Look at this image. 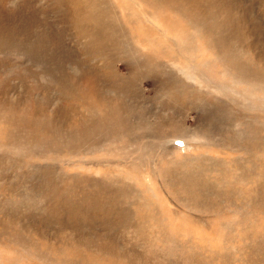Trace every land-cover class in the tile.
<instances>
[{
	"label": "rangeland",
	"instance_id": "374dc122",
	"mask_svg": "<svg viewBox=\"0 0 264 264\" xmlns=\"http://www.w3.org/2000/svg\"><path fill=\"white\" fill-rule=\"evenodd\" d=\"M175 1L199 25L171 0H0V264H264L263 167L211 173L215 208L161 178L245 155L222 147L232 124L264 138V0ZM118 106L121 127L98 119Z\"/></svg>",
	"mask_w": 264,
	"mask_h": 264
},
{
	"label": "bare ground",
	"instance_id": "6f19581e",
	"mask_svg": "<svg viewBox=\"0 0 264 264\" xmlns=\"http://www.w3.org/2000/svg\"><path fill=\"white\" fill-rule=\"evenodd\" d=\"M172 2H174L176 4V10L177 12H180L182 13L183 16L187 17L189 20H194L196 23H194L195 25L198 24L201 22L200 20H197L191 16L190 12L189 11V7H185L183 4L181 3H177L175 0H171ZM95 4V2H94ZM170 5V4H169ZM187 8V9H185ZM100 10V9H99ZM98 10V11H99ZM101 11V10H100ZM191 11V10H190ZM193 15V14H192ZM182 17V16H181ZM196 17V16H195ZM112 19V18H111ZM188 21V20H187ZM203 21V20H202ZM189 22V21H188ZM153 25H155L157 27V25L153 22H151ZM192 24V23H191ZM111 25V24H110ZM193 25V24H192ZM201 28L200 30L198 31V33L202 34L203 32H205V29L201 23ZM158 28V27H157ZM156 28V29H157ZM195 29V28H194ZM199 29V27H198ZM161 30V29H160ZM163 31V30H161ZM204 34V33H203ZM177 38V37H176ZM175 43L177 46L180 47L179 43H181L180 41H177L176 39L174 40ZM213 47V46H212ZM216 47V46H215ZM138 49V47H137ZM151 49V48H150ZM141 56V55H139ZM115 59V58H114ZM116 60V59H115ZM143 60V59H142ZM150 61V59H149ZM152 62V61H151ZM155 63V62H154ZM174 64V63H173ZM172 64V65H173ZM148 65H151V64H148ZM154 64H152L153 66ZM167 65V64H166ZM176 64L173 65V67L175 66ZM156 66V64H155ZM165 66V65H164ZM171 66H169V69H170ZM172 67V68H173ZM177 67V65H176ZM171 68V70H172ZM227 69V67H226ZM176 70V69H175ZM179 72H182L184 75L185 72L184 70L181 69L178 70ZM177 71V72H178ZM163 72V71H162ZM165 72V70H164ZM176 72V73H177ZM230 72V71H229ZM236 73V72H235ZM170 75H173V74H170ZM245 74L242 73L241 77L243 76L244 78H249L251 80L250 77H246L244 76ZM252 76V75H251ZM245 79V80H246ZM170 80V78H169ZM165 82V81H164ZM259 84V83H258ZM262 87H264V84H260ZM182 86V85H181ZM251 86V85H250ZM253 87V86H252ZM260 88V86H259ZM262 89V88H261ZM178 91V90H177ZM264 91V90H263ZM167 93V92H166ZM199 97V96H198ZM200 98V97H199ZM206 100V99H204ZM201 102V100H200ZM204 102V101H203ZM122 110L125 111V107H115L113 109V112L112 114L110 115V112L105 115L104 114V111L102 110H99V108L97 109V114L99 116L98 119H102V120H105V121H109L110 124H116V126L120 125L121 121H124L125 118L126 120L129 121L128 117L122 115L121 118H118V114L119 112ZM231 111V110H230ZM126 112V111H125ZM230 114V113H229ZM231 115V114H230ZM97 116V117H98ZM97 119V120H98ZM97 120H95L94 122V125H92V127L95 126ZM117 120V121H116ZM91 121L93 122V115H92V119ZM114 121H116L117 123H113ZM127 122V121H126ZM40 124H42V122H40ZM43 125V124H42ZM127 124H125V127H126ZM232 125H236V128L234 129V133H235V136L230 134V142H227V140L225 139L224 141V138L227 136L225 133H223V148L224 150H228V151H232V152H238L239 153V150L242 148V146H245L247 147L246 149V153L245 155H243L242 157H239L237 158V156L235 157L234 159V162L233 163H230V164H226L224 161H223V158H219V157H213V156H210V155H206L204 154L202 156L201 159H197V158H193L191 160V163H190V158L189 156H186L184 159H173L171 162V165L170 167H168L166 169V172L164 174V176L161 175V178H167L168 177V181H167V184L170 183L171 187L175 190L176 192V197L179 199L182 198V199H185L187 201H190V200H195L196 203L198 204H202V199H203V202L204 203H207L206 201H209V203H207V206L206 207H217V206H220L221 202H224L225 200L229 199L228 195L226 194L227 192L224 193L223 191V179H227L228 178V169L236 162L238 163H241V164H246L248 162H251L255 165H257V167L261 166L264 168V162H259L258 159L257 161H254L253 160V154L252 152H255V151H258V153H263L264 154V146H255L256 144H258L261 140H264V138L259 137L257 136L256 134H252L249 138L250 141H246L244 140L240 133H239V130L237 129V124H232ZM140 126V125H139ZM138 126V128H140ZM182 126V125H181ZM181 126H178V129L180 130H184V131H187L188 128H186L184 125L181 127ZM46 127V126H45ZM118 127H121V126H118ZM122 127H124L122 125ZM12 128V127H11ZM130 128V127H128ZM263 128V127H262ZM227 129V128H226ZM264 129V128H263ZM13 130V129H12ZM67 130V129H65ZM182 130V131H183ZM241 130V129H240ZM140 131V130H139ZM226 131V130H225ZM224 131V132H225ZM243 131V129H242ZM245 131V130H244ZM154 132L158 133L156 129H154ZM228 133H230L231 131H227ZM158 136V134H156ZM195 133H198V132H195ZM243 133V132H242ZM247 133V132H246ZM150 134V133H149ZM188 134V133H187ZM245 134V132H244ZM182 135V134H181ZM248 135V133H247ZM246 135V136H247ZM30 136V134H29ZM45 135H41L40 138L42 139H47L46 136L43 137ZM174 136V135H173ZM195 136V135H194ZM243 136V134H242ZM245 136V135H244ZM249 136V135H248ZM165 137H168V136H165ZM176 137V136H175ZM151 138V137H150ZM159 138V137H158ZM200 138V137H199ZM198 136L196 137H183V138H179L178 140H176L177 138H174L173 139H164V141L166 143L168 142H174V145H177L178 143L180 144L179 146H181L182 148H185L187 146H189L190 144V141L192 140H196L198 143H200V140H199ZM105 139V138H104ZM107 139V138H106ZM109 139V138H108ZM155 139V138H153ZM160 139V138H159ZM31 140V139H30ZM30 140H28V144H30ZM133 140V138H132ZM137 140V139H136ZM5 141V140H4ZM3 141V142H4ZM34 143H36L38 141V139H33ZM40 141V140H39ZM204 142V144H208V145H212L213 143L212 142H215V141H211L210 139L208 140H201ZM0 143H1V140H0ZM149 143V142H148ZM196 143V144H198ZM227 143V144H226ZM229 144V145H228ZM78 145H81V144H77ZM173 145V146H174ZM250 145H253V147H250ZM7 146V145H6ZM75 146V144L73 145ZM167 146V145H166ZM178 146V145H177ZM194 146V145H193ZM11 147V146H10ZM21 147V146H20ZM43 147V146H42ZM69 148L71 149H74V147H71V146H68ZM80 147V146H79ZM78 148V147H77ZM171 148V147H170ZM43 149V148H42ZM89 148H83V150H88ZM160 150V148L158 149ZM29 151V150H28ZM78 153V152H77ZM159 154H155L154 156H152V160L154 159V161H156L159 156ZM57 156V155H56ZM40 157V156H39ZM58 157V156H57ZM43 158V157H42ZM62 159V158H61ZM63 160V159H62ZM136 165L138 164V162H135ZM188 166V167H187ZM206 170H207V173H206ZM213 173V174H216L219 176V178H223V179H218L213 177V176H210V174ZM60 174V173H58ZM106 177V176H105ZM92 179V178H91ZM109 180V179H108ZM104 181H105V178H104ZM110 181V180H109ZM122 181V180H121ZM124 181V180H123ZM162 183V182H161ZM165 182H163L164 184ZM225 183V182H224ZM166 184V183H165ZM12 186L11 183L8 187ZM181 191H184L183 193ZM229 192V191H228ZM256 192V196L258 198V200L261 202V205L264 206V189H260V190H255ZM185 194H187L188 197L185 196ZM2 196V195H1ZM223 196H225V199H223ZM5 197V196H4ZM214 197L216 198V201H217V205H215V200L214 202L211 201V198ZM254 201H256L254 199ZM225 203V202H224ZM1 204V203H0ZM156 204V203H155ZM237 205V204H236ZM153 209V207H152ZM237 211V213L241 214V216H245L247 217V214H248V211H245L243 209V205H237L234 209V211ZM152 211V210H151ZM219 211V210H218ZM264 211V210H263ZM258 213V212H257ZM242 219L244 218H241V220H238L239 221H242ZM155 221H159L157 218L154 219ZM231 222H228L227 225L232 227V225H229ZM165 239L167 241H171V239L165 237ZM17 241H20L19 239ZM18 244V243H17ZM183 245V244H182ZM19 246V245H18ZM24 246V245H23ZM22 247V246H20ZM30 250V249H29ZM42 252V251H41ZM43 253V252H42ZM215 253H218L215 251ZM220 254L219 256H211L210 259L212 261H217L220 259ZM222 258V256H221ZM55 259V258H54ZM40 260V259H38ZM42 261V260H41ZM211 261V262H212Z\"/></svg>",
	"mask_w": 264,
	"mask_h": 264
}]
</instances>
